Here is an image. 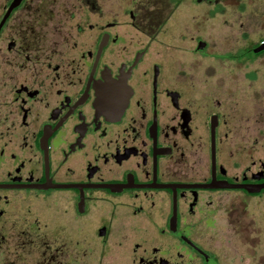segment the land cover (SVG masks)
<instances>
[{"label":"flooded vegetation","instance_id":"flooded-vegetation-1","mask_svg":"<svg viewBox=\"0 0 264 264\" xmlns=\"http://www.w3.org/2000/svg\"><path fill=\"white\" fill-rule=\"evenodd\" d=\"M231 7L0 0V264H264V116L197 78L264 54Z\"/></svg>","mask_w":264,"mask_h":264},{"label":"rangeland","instance_id":"rangeland-1","mask_svg":"<svg viewBox=\"0 0 264 264\" xmlns=\"http://www.w3.org/2000/svg\"><path fill=\"white\" fill-rule=\"evenodd\" d=\"M61 0H58V2ZM70 2L73 0H69ZM233 4V7L227 9L223 14L237 16L242 14V27L239 28L235 22L233 25H224L220 21L221 15H217L206 26V31L209 34L207 38L209 43L215 44V47L225 46L235 48L239 44H251L264 37V0H228ZM245 7L240 11L236 4ZM186 7V6H185ZM182 6V10L187 9ZM101 8V3H100ZM179 15V14H178ZM186 28L185 30H187ZM240 31L246 33V37L240 40ZM208 61V60H207ZM209 62V61H208ZM249 70L237 67L236 62L228 70H217L213 75L197 77L200 79V89L210 88L213 83L221 91L223 98L224 109L232 113L239 114L238 118H233V125H241L242 114H263L264 116V54L260 56H251L249 61ZM232 63V62H231ZM250 74L254 77H247ZM207 83L205 84V80ZM205 85V86H204Z\"/></svg>","mask_w":264,"mask_h":264},{"label":"water","instance_id":"water-1","mask_svg":"<svg viewBox=\"0 0 264 264\" xmlns=\"http://www.w3.org/2000/svg\"><path fill=\"white\" fill-rule=\"evenodd\" d=\"M11 6H12V4H11Z\"/></svg>","mask_w":264,"mask_h":264}]
</instances>
